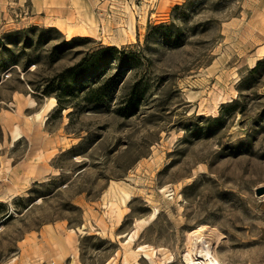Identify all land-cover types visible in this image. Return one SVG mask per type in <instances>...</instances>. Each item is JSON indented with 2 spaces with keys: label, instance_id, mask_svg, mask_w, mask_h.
Wrapping results in <instances>:
<instances>
[{
  "label": "rangeland",
  "instance_id": "374dc122",
  "mask_svg": "<svg viewBox=\"0 0 264 264\" xmlns=\"http://www.w3.org/2000/svg\"><path fill=\"white\" fill-rule=\"evenodd\" d=\"M90 8L95 28L62 32L0 0V264H187L203 224L225 264H264V15L245 0Z\"/></svg>",
  "mask_w": 264,
  "mask_h": 264
},
{
  "label": "bare ground",
  "instance_id": "6f19581e",
  "mask_svg": "<svg viewBox=\"0 0 264 264\" xmlns=\"http://www.w3.org/2000/svg\"><path fill=\"white\" fill-rule=\"evenodd\" d=\"M79 9L84 7L83 5H78ZM86 15H82V13L79 11V13H74L73 11L69 12L65 20L68 23H73L71 21L80 20L82 22V25L84 27H87L89 25L90 28H95L98 24L95 18V15L93 14L91 8L86 6ZM78 9V10H79ZM61 29L65 31H69L67 29V26L64 25L62 27L61 23ZM132 29V27H130ZM72 33V32H71ZM260 58H253L251 61V67H254L257 63V60ZM250 66H246L241 70V74H245L250 70ZM34 102V101H33ZM35 104V102H34ZM54 106L49 107L48 111L53 109ZM14 137L15 139H18L21 137V132L19 129H16L14 131ZM127 188L126 186L120 185L117 182H113L107 191V197L110 198L109 203V215L110 217L118 216L119 222L122 220L120 212L118 208L116 207L119 201L124 199V194H126ZM122 196V197H121ZM4 201V200H3ZM158 212H155L150 218L148 219H139L136 221L135 229L130 237L131 240L138 238L139 234H141V231L143 227L147 224H149L154 218H156ZM121 224V222L119 223ZM78 230L82 231V228H78ZM55 228L54 227H48L45 229V236L48 238H52L55 236ZM72 233L77 232V230L72 229ZM188 247L186 249V256L185 260L187 261V264H225L218 252L219 244L222 242V239L225 237L217 228H214L208 224L200 225L193 230L189 231L188 234ZM32 240H35L33 237L28 240V242H31ZM27 241V239H24L23 242ZM175 259L169 260L167 263L174 262Z\"/></svg>",
  "mask_w": 264,
  "mask_h": 264
},
{
  "label": "crops",
  "instance_id": "0c3cea01",
  "mask_svg": "<svg viewBox=\"0 0 264 264\" xmlns=\"http://www.w3.org/2000/svg\"><path fill=\"white\" fill-rule=\"evenodd\" d=\"M31 2V6L35 9L36 15H40L44 19H51L53 21L51 26H54L64 32L61 29L62 27L67 26V21L65 18L69 14V12L73 11L74 13H84L87 9L93 5V2L96 0H29ZM247 3L246 11H252L253 16L256 15V11H260L261 15H264V0H245ZM78 5H83L81 9H79ZM41 8V11L38 14L37 9ZM79 9V10H78ZM263 212L264 215V204L262 208L259 209V213ZM262 214V213H261Z\"/></svg>",
  "mask_w": 264,
  "mask_h": 264
},
{
  "label": "trees",
  "instance_id": "16d2710c",
  "mask_svg": "<svg viewBox=\"0 0 264 264\" xmlns=\"http://www.w3.org/2000/svg\"><path fill=\"white\" fill-rule=\"evenodd\" d=\"M108 50H109V48H108ZM104 51H106V48H104V49L98 51V52L95 54V56H92V60H93L94 58L96 59V57H97L98 55H100V54H101L102 52H104Z\"/></svg>",
  "mask_w": 264,
  "mask_h": 264
},
{
  "label": "water",
  "instance_id": "95a60500",
  "mask_svg": "<svg viewBox=\"0 0 264 264\" xmlns=\"http://www.w3.org/2000/svg\"><path fill=\"white\" fill-rule=\"evenodd\" d=\"M257 193H258V195H262V194H264V187H259V188L257 189Z\"/></svg>",
  "mask_w": 264,
  "mask_h": 264
}]
</instances>
